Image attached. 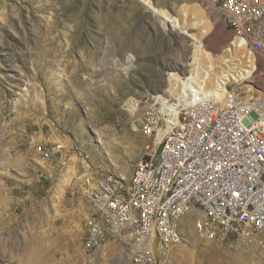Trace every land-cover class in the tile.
Wrapping results in <instances>:
<instances>
[{
    "label": "rangeland",
    "instance_id": "rangeland-1",
    "mask_svg": "<svg viewBox=\"0 0 264 264\" xmlns=\"http://www.w3.org/2000/svg\"><path fill=\"white\" fill-rule=\"evenodd\" d=\"M153 2L173 14L202 4L216 29L207 48L228 46L231 32L208 0ZM192 48L138 0H0V264H131L119 243L87 248L94 210L85 193L101 176L131 177L149 138L126 103L142 111L148 94L167 93L170 73H189ZM258 60L250 81L262 97ZM52 146L58 153L46 156ZM181 227V243L155 264H264L260 236L225 245L208 236L216 227Z\"/></svg>",
    "mask_w": 264,
    "mask_h": 264
},
{
    "label": "built area",
    "instance_id": "built-area-1",
    "mask_svg": "<svg viewBox=\"0 0 264 264\" xmlns=\"http://www.w3.org/2000/svg\"><path fill=\"white\" fill-rule=\"evenodd\" d=\"M208 1L231 37L247 34L257 54H264V0ZM254 90L250 84L241 87L226 102H219L217 96L200 98L178 113V123H169L162 110V97L174 102L169 91L147 95V106L142 111L137 106L134 115L147 116L148 126L141 132L150 139V150L136 167L133 180H121L131 184L130 192H120L114 183L99 178L89 186L94 216L86 234L87 248L95 251L107 242L121 243L126 251H133L131 264H155L152 254L159 233L154 225L166 223L167 227V216L179 210L170 207V200L191 203V194L210 198L212 220L214 212H222V219L214 220L218 232L209 237L222 235L225 245H239L240 239L250 238L241 215L264 217V109ZM163 134H170V143L161 174H153L154 148ZM58 151V146H52L45 155ZM150 178L160 181L157 198L143 211V229L135 237H126L133 222L131 201L140 191H149ZM114 210H121V217H114ZM138 253H146L147 261H137Z\"/></svg>",
    "mask_w": 264,
    "mask_h": 264
},
{
    "label": "bare ground",
    "instance_id": "bare-ground-1",
    "mask_svg": "<svg viewBox=\"0 0 264 264\" xmlns=\"http://www.w3.org/2000/svg\"><path fill=\"white\" fill-rule=\"evenodd\" d=\"M147 6L148 9L157 13L164 22L171 24L175 30L185 33L192 40L193 50L191 53L189 73L181 76L170 73L168 77L169 92L174 97V102H169L166 97L161 98L162 110L169 123H178V113L200 98L218 97L219 102H226L230 94L240 89L245 81L246 85L255 86L253 82L254 74L258 70V57L264 54H257V46L252 45L247 34H239L231 38V46L226 47L221 53L215 54L207 48L206 39L211 36L215 29V24L210 18L206 8L197 2H185L173 14L166 7H158L154 0H138ZM244 84V83H243ZM154 95V94H148ZM261 106L264 109V92ZM143 106H147V98L142 101ZM127 109L134 114L139 106V101L131 98L126 103ZM148 126L147 116H141L140 124H134V130L146 129ZM147 136V135H146ZM170 143V134H163L154 148L153 174H161L163 162L165 160V149ZM150 150V139L145 145V151L141 159L136 163L131 177L126 181H132L136 174V167L141 163L143 156ZM104 183H114V188L120 192H130L131 184L115 180L110 176L99 178ZM125 180V179H124ZM160 189V181L157 178H150L149 191H140L139 196L131 201V217L133 222L126 229V237H135L143 229V211L151 207V199L157 198ZM86 198L91 199L90 188L86 190ZM210 198L191 194V203H181V199H171L170 207H179L167 216L166 223L154 225V232L159 233L154 242V252L152 261L156 262L159 255L166 252L169 247L178 245L182 241V223L191 220L194 226L201 229L211 227L218 228L214 220L222 219V212H214L213 220L209 216ZM114 217H121V210H114ZM241 223L250 230V238L260 236V242L264 245V217L260 214L241 215ZM174 235L172 238H168ZM224 237V236H223ZM258 240V239H257ZM259 242V243H260ZM121 244V243H119ZM172 249V247H171ZM133 257V251H129ZM137 261H147L146 253H138ZM140 263L141 262H137Z\"/></svg>",
    "mask_w": 264,
    "mask_h": 264
}]
</instances>
